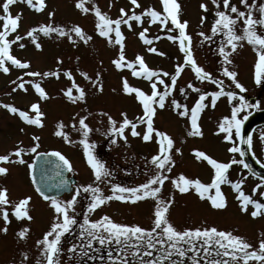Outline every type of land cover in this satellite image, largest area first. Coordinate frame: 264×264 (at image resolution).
<instances>
[{
    "label": "rangeland",
    "instance_id": "rangeland-1",
    "mask_svg": "<svg viewBox=\"0 0 264 264\" xmlns=\"http://www.w3.org/2000/svg\"><path fill=\"white\" fill-rule=\"evenodd\" d=\"M76 2L77 0H45L46 6L41 11L32 9L25 0H16V3L9 6L11 14L21 16L18 28L14 32H9L7 37L12 41L10 52L22 62H29V66L21 68L6 62L9 72L0 70V155L13 152L20 146L26 149L21 154L25 163H19L14 154L9 161L0 162V166L8 168L7 173L0 174V187L8 189V198L11 202L4 206L9 212V222L7 231H0V264H44L42 245H38L37 241L41 240L43 234L49 230L56 214L50 201L42 200L33 190L29 180L28 165L31 164L35 153L27 149L37 144V152L53 150L64 155L72 165L68 176H73L76 180L68 194L56 197L64 202L76 195L70 214L77 220V223L61 239V251L56 257V264H120L121 260L124 264H147L149 260H157L158 264H195L196 261H199V264H212V261L237 264V261L225 256L218 246L210 245L209 247L213 250L204 253L193 251L186 242L183 245L184 255H178L176 252L168 255L167 252L161 251L165 246L145 250L143 245H139L141 252L134 253V248L138 245L132 243L118 246L111 241L103 245L93 241L90 247L81 249L80 245L84 242V238L80 236V224L85 214L93 221L106 214L117 223L140 225L144 228L153 226L155 198H144L136 202L113 198L89 212L88 205L93 193L86 188L88 185L99 187L103 195L111 196L114 184L135 187L144 183L157 171L151 157L158 152L155 135L150 141L142 139L145 125L137 122L143 115L141 103L134 94H126L122 90V82L126 78L132 86L139 87L150 94L152 80L133 76L132 69H117L114 66L112 61L119 53V45L109 43L106 37L99 35L96 29L97 18L91 9L98 7L114 20L120 16L121 8L125 9L128 15H132L133 12L140 14L148 7L158 11H162L163 8L161 0H138V7L133 6L131 0H84L85 7L90 9L84 12L76 7ZM178 2L181 5L179 18L181 21H188L186 31L191 36V49L197 64L214 79L223 81L225 93L232 91L237 93V96L232 101H229L226 95L220 96L214 107L211 104V98L207 97L204 101L206 107L201 110L198 117L202 135H190L189 117L179 116L178 113L183 108L175 109L172 101L175 100L187 106L190 116V109L198 99L199 93L190 89L188 83L191 82L195 88L209 93L218 91L220 86L207 79L198 80L190 65H185L176 84L171 86L170 76H163V72L171 75L175 72L178 63H184V54L180 51L178 42L168 39L169 35H178V30L173 29L172 32H168L159 22L149 23L147 16L142 17V22L129 21L131 28L121 24L126 59L134 60L137 54L141 55L146 65L161 75L165 83L171 86V91L165 98L164 108L154 105L156 112L153 117V127L166 132L174 141L170 154L175 163L171 165L170 171H164L169 179L164 181L159 195L163 199H172L167 219L177 230L215 226L217 229L231 231L241 236L252 246L248 251L258 250L259 241L264 239V212L253 217L251 215L253 205H249L247 211H242L238 200L239 192L233 189L230 183L225 182L220 185L226 200V206L222 209L211 205L207 199L208 193L204 198H201L194 188L181 193L173 184V180L178 179L181 174L189 179H199L204 184L211 183L214 170L207 161L197 159L195 154L197 150L221 162L241 160L236 153L228 151L233 144L238 143L239 137L235 136V130L233 129L232 141H225L224 133L218 132L219 122L224 116L231 115L232 107L240 103V96L245 98L248 105L237 114L243 121L242 125L249 119L246 117L253 114L254 109H256L255 112L264 109V77L257 83L255 62L258 57L254 47L246 40L241 41L234 52L229 47L232 63L224 65L219 48L226 41V37L223 33L213 34L212 32L217 5H214L212 0H178ZM2 3L3 0H0V16L3 15ZM201 3L207 5L206 10L200 8ZM261 3H264V0H255V4L253 0H246V4H241L240 0H230V5L234 4L240 11L247 12L246 5L252 6L254 18H259L258 6ZM218 5L219 10L230 12V8H224L223 0H218ZM49 13L53 15L49 16ZM232 15L237 16L235 13ZM202 18H204L203 23H201ZM41 24L63 28L66 35L60 36L58 32L45 35L37 31V42L41 47L36 48L26 33ZM77 25L90 39L85 41L74 33L68 32ZM242 26L243 20L238 18L236 24L238 32ZM167 27H172L170 21ZM144 28L148 29L147 35L150 38L156 36L160 38L153 39L151 45L145 43L138 35ZM258 30L264 32V26H258ZM201 32L204 33V37L200 35ZM17 35L22 39L16 40ZM110 35L114 40V33ZM205 37L208 38L205 39ZM150 46H154L158 51L149 52L147 49ZM224 66L236 72V81L243 85L242 89H237L235 81L223 74L221 69ZM33 71L39 73L58 71L59 75L43 78L28 75ZM68 71L72 73V79L65 75ZM82 73H87L91 80ZM97 75H99V81L94 84L93 81L96 80ZM73 79L75 84L85 92L83 100L77 99L73 102L65 95V90L72 87ZM20 80L25 82L24 89L18 87ZM33 82L41 84L47 93L46 98L39 96L33 87ZM156 83L158 91L165 90L163 84L158 81ZM181 88L184 89L183 92L180 91ZM73 94L78 95L75 88H73ZM32 103H39L40 110L44 113L42 126L28 124L18 113H12L4 107L5 104H11L34 116L35 113L30 107ZM122 114H126L128 119L136 123L140 136H133L130 127L124 131L126 139L109 131L112 125L108 117L111 116L116 120L118 127L123 118ZM80 117H85V122L89 126L90 131L87 137L83 136L79 124ZM60 123L63 124L61 130L67 134V140L63 136L56 135L57 125ZM249 136L252 141L249 148L258 159L264 160V126L255 125ZM33 137H39V140H33ZM84 139L89 142L93 155L107 169L108 174L100 180L95 178L91 166L87 163L84 145L81 143ZM177 148L180 149L179 152H176ZM227 176L233 182L242 180L241 189L244 193L264 203V196L260 195L264 192V185L257 188L256 185L260 184V179L252 176L243 165L232 164ZM77 188L80 189L78 193ZM214 191V189L209 190L212 194ZM25 196L31 197L29 202L31 220L17 219L12 213L14 203ZM2 227H4V221L0 216V228ZM25 227L29 231L24 238H20L18 232ZM74 244L77 245L75 249H73ZM197 247L202 248L203 245L197 242ZM146 251H150L152 255H146ZM110 254L114 257L113 261H109ZM161 255L164 259H160ZM240 264L243 262L241 261ZM247 264H262V262L253 258L249 259Z\"/></svg>",
    "mask_w": 264,
    "mask_h": 264
},
{
    "label": "snow or ice",
    "instance_id": "snow-or-ice-1",
    "mask_svg": "<svg viewBox=\"0 0 264 264\" xmlns=\"http://www.w3.org/2000/svg\"><path fill=\"white\" fill-rule=\"evenodd\" d=\"M26 4L36 11H41L45 8V0H25ZM214 5H217V11L215 12V20L212 24L213 34L220 32L223 33L226 37V41L221 44L219 48V53L223 57V64L230 65L232 61L229 57L228 48L230 47L231 51H235L239 46L240 42L246 40L250 45L254 47V50L257 53V60L255 62V78L257 83H259L264 77V32L258 30V26H264V3L259 4V18H254L252 14V6H247V12L240 11L234 4L230 5V0H223V6L225 9L230 8L229 11L219 10L218 0H212ZM16 3V0H3L2 10L3 15L0 16V70L7 73L9 72V67L6 62H11L12 65L18 66L21 68H26L29 66V62L21 61L15 55L10 52V45L12 43L9 40V32H14L19 25L21 19L20 14H11L9 6ZM162 11H158L155 8L148 7L140 14L133 12L132 15H128L125 12V9H120V16L116 19L110 18L106 13H103L98 7L91 9L94 11L95 17L97 18L96 29L99 32V35L106 37L109 43H115L119 45V53L117 57L112 61L114 66L117 69L128 68L132 69V75L136 77H146L149 80H152L151 83V93L148 94L139 87L132 86L129 81L124 78L122 82V90L126 94H134L135 98L141 103L143 109V115L138 118V123H143L145 125V131L142 134V139L144 141H150L153 139V135L157 139L158 143V152L156 155L151 157L152 162L156 165L157 171L155 174L151 175L146 182L141 183L135 187H123L119 184L112 185V195L107 196L103 195L99 187H93L88 185L86 190H91L93 195L92 199L88 205V211L91 212L95 210L98 206L104 204L106 201L113 198L121 201H131L136 202L144 198H155V209H154V220L153 226L151 228H144L140 225H128L117 223L113 221L106 214L101 216L98 220H90L88 215L85 214L83 217V222L80 224V236L84 238V242L80 245L81 249L84 247H90L93 241H98L101 245L106 242H114L118 246H124L134 243L138 245L134 248V253L141 252V247L143 245L145 250L154 249L157 246H165L161 249L162 252H167L168 255H171L173 252H176L178 255H184V243L189 244L193 251L199 252L203 251L204 253H209L213 249L209 247L210 245L218 246L219 250L223 252L225 256L231 257L232 260L237 261V264H240L242 261L243 264H247L249 259H255L261 261L264 264V239L259 241L258 250L248 251L252 246L245 241L241 236L233 234L231 231H225L217 229L215 226L204 227V228H194V229H184L177 230L176 227L167 219V212L169 206L172 204V199H163L160 197L161 186L164 181L169 179L168 176L164 174V171H170L171 165L175 163L170 154V150L173 148L174 141L171 136H169L164 131H159L153 127V117L156 112V107L164 108L165 98L168 96L171 91V86L176 84L177 78L181 75L182 70L185 65H190L192 71L195 73V76L198 80H209L212 83L219 85L218 91L205 92L199 88H195L191 82L188 83V87L193 91L199 93L198 99L195 100L194 105L190 109L187 106L179 104L177 101L173 100L172 105L175 109L183 108L182 111H179V116L186 117L190 119V135L200 136L202 135L200 125L198 123V117L203 108L206 107L204 101L207 97L211 98V104L214 107L217 99L220 96L226 95L229 101H232L237 93L228 91L225 93L223 88V81L219 79H214L210 73H208L203 67L199 66L193 56L191 49V36L187 33V24L188 21H181L179 18V12L181 5L178 0H161ZM241 4H246V0H240ZM133 6H139L138 0H131ZM255 4V0H253ZM76 7L82 9L84 12H88L90 9L85 7L84 0H77ZM201 9H207V5L204 3L200 4ZM235 13L237 16H233ZM52 13H49V16H52ZM147 16L149 18V23L159 22L162 28L168 32H172L173 29L178 30V35H169L168 39L178 42L180 51L184 54L183 60L184 63H178L175 67V72L169 74L168 72H163V76H170L171 86L166 84L165 81L161 78L156 71L148 67L144 61V58L137 54L134 60H127L124 52V36L121 32V24L128 25L131 28L129 21L135 20L136 22H142V17ZM242 18L243 26L242 29L238 32L236 28L237 19ZM201 19V23H203ZM170 21L172 27L168 28V22ZM37 31L48 35L50 33L58 32L60 36L66 35V32L63 28L53 27L51 24H41L37 27L31 28L27 31L26 35L30 37L35 44L36 48H40L41 45L37 42ZM69 33H74L77 37L82 40L87 41L90 37L86 36L84 30L79 26H74L68 30ZM114 33L115 39L110 35ZM148 29L144 28L139 32V38L145 43L151 45L153 39H159V36L150 38L148 35ZM200 35L204 37V33L201 32ZM208 37H205L207 39ZM16 40L22 39L21 36L17 35ZM71 39V35H69ZM23 47V45H21ZM149 52H157L158 50L154 46H150L147 49ZM164 55V53H160ZM222 72L226 77L231 78L235 81V87L237 89H242L238 81H236V72L230 71L229 67H222ZM28 75L32 77H48V76H57L59 72L46 71L43 73L39 72H30ZM65 75L72 79V73L70 71L65 72ZM87 79L91 80V77L87 73H82ZM155 78L154 80L152 78ZM19 79V78H18ZM99 81V75L93 83ZM164 85V91L157 90V83ZM18 87L21 89L25 88V82L20 80ZM33 87L35 91L39 94L41 98H46L47 93L45 89L41 86L39 82H33ZM73 88L78 92V95L73 94ZM26 90V89H25ZM181 92L184 91L183 88L180 89ZM65 95L70 101L75 102V100H83L85 97L84 90L77 84H75L73 79L72 87H69L65 90ZM240 103L231 109L230 116H224L219 122L218 132L224 133L223 139L225 141L233 140V129L235 130V136L241 137V125L243 121L238 118V112L241 109L247 107V102L243 96L239 97ZM7 108L12 113H18L19 116L28 124L42 126L43 121L42 117L44 113L40 110L39 103H32L31 110L34 111L35 115L31 116L27 111H23L18 107H14L11 104H5ZM122 121L117 127V121L114 120L111 116L108 117L109 123L112 127L109 129L111 133H115L118 136L124 137V131L126 128L131 129V134L133 136H140L141 133L137 131L136 123L127 118L126 114H122ZM79 124L83 132V136L87 137L90 131L88 124L85 122V117L79 118ZM56 135L63 136L67 140V134L64 133L63 124L60 123L57 125ZM126 139V137H124ZM33 140L38 141L39 137H33ZM115 140V137H113ZM249 146H251V136L248 137L246 141ZM84 145V153L87 157V163L91 166L94 176L97 180L102 179L107 175V169L104 164L99 161L93 153L90 151L89 142L84 139L81 141ZM37 145L32 146L28 151L36 153ZM176 152H179L180 149H175ZM26 151L23 146L16 147L13 152H9L4 155H0V162L9 161L10 157L14 154L19 163L23 164L25 161L21 158V154ZM231 153H240L244 156V151L237 145L233 144L232 147L228 149ZM197 159H203L207 161L209 165L214 170V176L210 184H204L199 179H189L183 174H181L178 179L173 180L174 186L181 192H187L189 188H194L195 192L200 195L201 198L205 197V194L208 193L207 199L210 201L211 205L214 208L222 209L226 206V200L221 192L220 185L222 183H230L232 188L239 192L238 200L241 205L242 211H247L249 205H253V210L251 215L256 217L264 212V203H261L257 199H253L251 196L244 193L241 189V184L243 181L233 182L228 179L227 173L228 169L232 164H241L244 168H249V165L245 163L243 159L241 160H231L228 162H221L215 158L207 155L203 151H196ZM47 155V154H46ZM51 156L57 157L58 160L55 162L56 168L63 169L67 167L71 169L70 161L62 155L59 151H52ZM29 168L32 165H28ZM8 172V168L0 166V174H5ZM35 178H33V183H35ZM67 184V181H61V185ZM261 185H264V177L261 178V183L256 185L259 188ZM214 189V194L210 193L209 190ZM77 188V193L79 192ZM36 191L45 201H50L51 207L54 209L55 216L53 217V222L50 224V228L43 234L41 240L37 241L38 245H42V252L44 254V264H56V257L61 251V239L63 235L70 231L72 226L77 223V220L74 215H71L70 212L73 210V205L76 200V195H73L71 199L61 202L56 197H51L45 194L40 187L36 188ZM255 191V189H253ZM261 196H264V192L260 193ZM31 200L30 196H25L22 199H19L18 202H15L12 207V213L17 219L27 218L28 220L32 219V216L29 212V202ZM11 202L8 198V189L5 187H0V216H2L4 221V227L0 228V231H7V224L9 222V212L8 209L4 206L9 205ZM29 229L25 227L24 229L18 232L20 238H24ZM197 242H200L203 247H197ZM77 245H73L75 249ZM126 250V249H122ZM146 255L151 256L150 251H146ZM26 258V254H25ZM239 258V259H238ZM113 255H109V261H113ZM160 259H164L161 255ZM120 264H124V261L121 260ZM147 264H158L157 260H149ZM195 264H199V261H196ZM212 264H227L226 261H212Z\"/></svg>",
    "mask_w": 264,
    "mask_h": 264
},
{
    "label": "water",
    "instance_id": "water-1",
    "mask_svg": "<svg viewBox=\"0 0 264 264\" xmlns=\"http://www.w3.org/2000/svg\"><path fill=\"white\" fill-rule=\"evenodd\" d=\"M263 118L264 110L253 114L245 122V124L243 125L240 142V148L245 153L242 157L243 160L249 165V171L259 177H264V168L260 167L255 162L246 141L251 129ZM51 152L52 151L38 152L40 153V155L35 154L33 158L30 177L35 190L37 187H40V189L44 191L46 195L57 197L61 196L64 193H68L71 190V185L75 183V179L73 177H68V173L70 170L67 167L59 170L56 168L55 162L58 160V158L51 156ZM33 178H35V183H33ZM61 181H67V184L62 186Z\"/></svg>",
    "mask_w": 264,
    "mask_h": 264
},
{
    "label": "flooded vegetation",
    "instance_id": "flooded-vegetation-1",
    "mask_svg": "<svg viewBox=\"0 0 264 264\" xmlns=\"http://www.w3.org/2000/svg\"><path fill=\"white\" fill-rule=\"evenodd\" d=\"M255 110H256V109H254L253 111H255ZM260 125L264 126V119L261 120L260 123H259L257 126H260ZM253 155L255 156L256 160H257L259 163H261L262 165H264V160H263L262 158H261V159H258L254 153H253ZM259 179H260V181H261V178H259Z\"/></svg>",
    "mask_w": 264,
    "mask_h": 264
}]
</instances>
